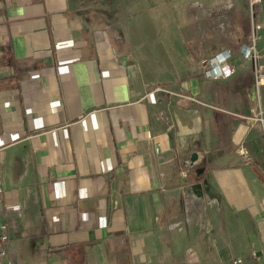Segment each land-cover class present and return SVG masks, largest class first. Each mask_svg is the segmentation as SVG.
Instances as JSON below:
<instances>
[{"label": "crops", "instance_id": "obj_1", "mask_svg": "<svg viewBox=\"0 0 264 264\" xmlns=\"http://www.w3.org/2000/svg\"><path fill=\"white\" fill-rule=\"evenodd\" d=\"M90 5L0 0L1 220L13 264H223L224 213L237 233L242 220L264 264L254 115L259 102L264 120V86L241 44L214 57L234 69L228 79L207 78L200 62L153 84Z\"/></svg>", "mask_w": 264, "mask_h": 264}, {"label": "rangeland", "instance_id": "obj_2", "mask_svg": "<svg viewBox=\"0 0 264 264\" xmlns=\"http://www.w3.org/2000/svg\"><path fill=\"white\" fill-rule=\"evenodd\" d=\"M90 4L135 74L158 85L172 83L195 71L202 60L243 45L250 32L248 0H90ZM224 216L223 264H232L237 255L244 264H260L251 256L242 220L237 233L236 221Z\"/></svg>", "mask_w": 264, "mask_h": 264}, {"label": "built area", "instance_id": "obj_3", "mask_svg": "<svg viewBox=\"0 0 264 264\" xmlns=\"http://www.w3.org/2000/svg\"><path fill=\"white\" fill-rule=\"evenodd\" d=\"M249 5V17L251 23V32L248 38V42L241 45L240 51L242 57L246 60L253 62V74L255 81V89L258 91L260 87L264 86V67L261 66L258 61L260 60L259 47L264 45V15H260L262 7L264 5V0H248ZM226 57L213 58L208 60L201 61V65L205 67L204 74L207 78L211 80L219 79H228L233 73L234 69L228 66L223 67L222 63L225 62ZM179 98H185L179 96ZM255 120L257 122L263 123V116L261 112V106L258 102L257 106L254 109ZM1 154V150H0ZM238 154L243 157L246 164H250L251 160L248 156V153L243 147L238 149ZM192 164L191 161H187L186 165ZM187 172V171H186ZM186 172L183 173V176L186 177ZM4 188L2 183V173L0 170V264H13L7 253V244L9 238L7 235V226L1 220L2 211L4 207L3 203ZM232 264H244V261L240 257L234 258Z\"/></svg>", "mask_w": 264, "mask_h": 264}, {"label": "water", "instance_id": "obj_4", "mask_svg": "<svg viewBox=\"0 0 264 264\" xmlns=\"http://www.w3.org/2000/svg\"><path fill=\"white\" fill-rule=\"evenodd\" d=\"M195 160H196V155L193 154V155L191 156V158H190V161H191V162H194ZM194 187L199 188L200 186H199V185H196V186H194Z\"/></svg>", "mask_w": 264, "mask_h": 264}]
</instances>
